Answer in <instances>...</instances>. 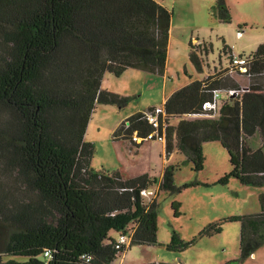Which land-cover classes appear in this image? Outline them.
<instances>
[{
  "label": "trees",
  "instance_id": "1",
  "mask_svg": "<svg viewBox=\"0 0 264 264\" xmlns=\"http://www.w3.org/2000/svg\"><path fill=\"white\" fill-rule=\"evenodd\" d=\"M211 11L231 21L226 0H215ZM172 15L156 0H0V264H112L132 245L155 244L159 203L153 196L162 190L176 197L201 184L177 185L174 176L182 163L203 168L205 142H220L228 154L231 168L217 183L235 178L264 185V42L249 52L246 71L234 67L231 73L228 63L214 67L161 104L165 154L177 150L185 160L165 165L160 179L147 172L123 178L118 170L91 166L95 146L84 135L96 105L123 108L134 97L101 88L104 74L135 68L163 75ZM195 40L188 42V57L202 72L201 52L208 47ZM221 52L228 62L231 48L223 43ZM238 77H245L247 89L227 96L246 85ZM215 89L222 91L217 109L203 108ZM155 107L122 120L112 140L138 148L133 135L155 129L147 120ZM255 135L259 145L252 146ZM154 185L145 200L142 191ZM258 203V212L225 218L240 224L239 257L227 264L242 263L264 243V192ZM171 208L178 217L180 199ZM220 231L215 222L201 233ZM120 234L127 243L118 241ZM196 239L184 241L172 229L165 247L181 251Z\"/></svg>",
  "mask_w": 264,
  "mask_h": 264
},
{
  "label": "rangeland",
  "instance_id": "2",
  "mask_svg": "<svg viewBox=\"0 0 264 264\" xmlns=\"http://www.w3.org/2000/svg\"><path fill=\"white\" fill-rule=\"evenodd\" d=\"M156 1L173 10L165 76L135 68L119 76L108 72L104 74L101 86L111 87L112 83V88H120L123 85L124 89L125 83H130L132 94L116 93L134 97L125 107L114 108L115 110L100 122L97 121V115L92 116L84 138L95 146L91 160L94 169L104 168L112 171L119 163L124 166L120 142L112 140V131L109 129L117 115L127 114L128 117L151 106H160L163 103V94L170 92L171 88H180L190 81V78H202L212 74L214 67L222 69L227 63L226 56L221 52L223 43L230 47L234 54H240L254 51L264 42V0H226L231 13L230 22L219 21L211 11L215 0ZM238 29L241 30L239 37ZM191 38L194 42L195 38H198V41L204 42L208 47L207 53L201 52L204 58L202 72H197L188 57V42ZM238 78L241 83L246 84L245 77ZM247 84L245 86H248ZM176 121L174 118L169 119L170 124H176ZM144 141L146 144L147 141L163 142L160 139ZM248 142L257 146L258 136L255 135ZM203 154L204 164L201 170L194 171L191 162H186L179 166L174 176L177 185L192 180L200 181V185L186 188L176 197L162 190L154 195L157 188L155 185L147 190L148 194H142L145 200L154 195L159 203L157 242L150 246L132 245L125 255L120 253L112 264L172 262L178 258L187 264H227L229 260L239 257L240 224L225 218L258 212V194L264 192V185L249 186L235 178H230L226 184L217 183L218 178L231 168L227 151L220 142L209 141L203 143ZM168 160L173 164L181 163L185 160V155L175 150ZM154 169L151 176L159 179V169ZM174 198L181 201V214L178 217H174L172 213L171 201ZM215 222H221L220 232L210 235L201 233L205 226ZM172 229L177 231L184 241L194 237L197 239L184 250H168L165 245L170 240ZM16 258L23 260L25 257ZM240 264H264V243L255 250L250 259H245Z\"/></svg>",
  "mask_w": 264,
  "mask_h": 264
},
{
  "label": "crops",
  "instance_id": "3",
  "mask_svg": "<svg viewBox=\"0 0 264 264\" xmlns=\"http://www.w3.org/2000/svg\"><path fill=\"white\" fill-rule=\"evenodd\" d=\"M239 36H241V34ZM170 40H171V29H170V35H169V44H170ZM131 69L132 68L126 69L124 71V73L127 72L128 70H131ZM165 71H166V69H165ZM162 76H165V73ZM170 79H172V77H170ZM108 80H110V79H108ZM191 80H193V79L190 78V81ZM190 81L188 80V82H190ZM188 82H185V84ZM125 85H126L125 88H127V90H125V88L123 89V85H121L120 88H118V86H115L112 88V83H111V87H107V88H104L103 86H101V87L103 89L115 91V92H120L122 94H132L133 93L132 85L130 83L129 84L125 83ZM176 89H178V88H171V90H169L170 92L164 93L163 94V102ZM114 108H117V107L115 105H111V104H97L94 112L91 115V118H90L88 124L90 125V123L92 121V116L97 115L98 116L97 121L100 122L106 116H108L110 112L114 111L115 110ZM126 115L127 114L117 115V118L114 119L113 123L109 127L110 131H113L119 125V123L127 117ZM89 125L87 126V130L89 128ZM113 141L114 142H117V141L120 142L119 143L120 149H121L122 155H123L122 159L124 161V166H123V164L119 163L117 166H114L113 169L118 170L123 178L133 177V176H136L138 174H142V173H146V172L151 175V173L155 170L154 168L158 167L159 179H160L165 165H167L168 163H171V162H169L168 158L172 152L168 156H166L165 149H164V146H165L164 141L162 143L161 142H155V141H153V142L147 141L148 142L147 144L144 143L145 141H143V142H141V144L136 149L132 148L131 144L126 140L118 139V140H113ZM258 142H259V139H258ZM258 145H259V143H258ZM130 249H131V246H130V248H127L122 253V255H125L126 252L129 251ZM248 259H250V257H248L246 260H248ZM175 261L181 262L183 264H187L186 262L181 260V258H178V260H175ZM175 261H172V262H175Z\"/></svg>",
  "mask_w": 264,
  "mask_h": 264
},
{
  "label": "built area",
  "instance_id": "4",
  "mask_svg": "<svg viewBox=\"0 0 264 264\" xmlns=\"http://www.w3.org/2000/svg\"><path fill=\"white\" fill-rule=\"evenodd\" d=\"M241 34V30L239 29L237 31V36ZM252 55L249 53H246L244 55H238V54H231V58L228 60V66L231 70V73H233V68L234 67H240L241 71H246V66L245 64L252 59ZM247 89V86H241V88L238 89H230L228 92H226V95H239L240 92L244 91ZM213 98L211 101H207L203 104V108L208 109V110H213L215 111L217 109V102L218 98L222 96V91L219 89H215L213 91ZM221 93V94H220ZM164 114V108L162 105L156 106L153 110L147 112V120L149 123L152 124V126L155 128L152 132L148 133L144 137H139L136 134L133 135V140L134 141H144V140H153V139H160L163 140L165 139V127L166 124L162 123V127L159 122V115ZM161 129V130H160ZM142 194L146 195L148 194L147 191H142ZM119 242H128V236L126 234H120L118 237ZM48 252H45L47 254ZM88 259V258H87Z\"/></svg>",
  "mask_w": 264,
  "mask_h": 264
}]
</instances>
